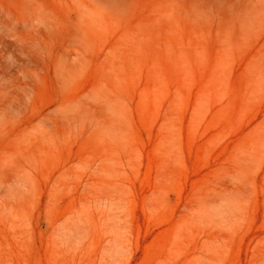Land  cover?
I'll return each instance as SVG.
<instances>
[{
  "label": "rangeland",
  "instance_id": "obj_1",
  "mask_svg": "<svg viewBox=\"0 0 264 264\" xmlns=\"http://www.w3.org/2000/svg\"><path fill=\"white\" fill-rule=\"evenodd\" d=\"M239 1L0 0V264H264Z\"/></svg>",
  "mask_w": 264,
  "mask_h": 264
},
{
  "label": "bare ground",
  "instance_id": "obj_2",
  "mask_svg": "<svg viewBox=\"0 0 264 264\" xmlns=\"http://www.w3.org/2000/svg\"><path fill=\"white\" fill-rule=\"evenodd\" d=\"M228 3H229V1H228ZM238 6H241V5H238ZM263 6H264V0H245L244 1V7L242 9L240 8L241 11L238 12V13H236L235 15L237 17H239V16L245 17L246 18L245 22L247 21L246 24L248 26H250V25L253 26L254 24H256L258 22V20H259V13H260V12H258V10L261 9ZM234 7L235 6H233V8ZM228 8H230V7H228ZM236 12H237V10H236ZM233 13H234V11H233ZM239 13L241 15H238Z\"/></svg>",
  "mask_w": 264,
  "mask_h": 264
}]
</instances>
